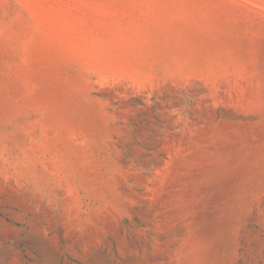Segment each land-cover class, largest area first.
Masks as SVG:
<instances>
[{
  "label": "rangeland",
  "instance_id": "1",
  "mask_svg": "<svg viewBox=\"0 0 264 264\" xmlns=\"http://www.w3.org/2000/svg\"><path fill=\"white\" fill-rule=\"evenodd\" d=\"M0 264H264V0H0Z\"/></svg>",
  "mask_w": 264,
  "mask_h": 264
}]
</instances>
